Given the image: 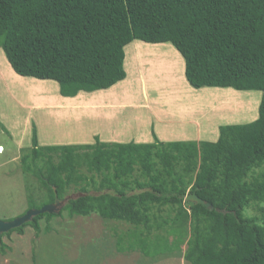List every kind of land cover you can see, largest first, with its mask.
<instances>
[{
	"label": "trees",
	"instance_id": "16d2710c",
	"mask_svg": "<svg viewBox=\"0 0 264 264\" xmlns=\"http://www.w3.org/2000/svg\"><path fill=\"white\" fill-rule=\"evenodd\" d=\"M134 40L171 44L195 90L259 91L257 119L220 126L215 142L164 143L152 134L151 143L95 138L39 146L32 130L20 162L42 195L39 202L28 196L26 210L80 196L1 234L0 254L10 250L3 236L21 235L26 226L35 236L49 232L50 221L66 213L140 226L146 234L169 227L152 244L131 235L126 250L137 246L145 257L169 258L185 244L188 264H264V223L243 214L249 203L264 202V172L247 181L264 168V0H0V49L10 68L55 82L64 98L124 80V48ZM137 168L143 180L134 178ZM189 194L213 209L186 201ZM163 207L173 215L160 216ZM182 218L190 223L186 242L174 229ZM116 245L123 251L121 238Z\"/></svg>",
	"mask_w": 264,
	"mask_h": 264
},
{
	"label": "rangeland",
	"instance_id": "374dc122",
	"mask_svg": "<svg viewBox=\"0 0 264 264\" xmlns=\"http://www.w3.org/2000/svg\"><path fill=\"white\" fill-rule=\"evenodd\" d=\"M141 53L145 55L140 68L149 89L147 96L168 97L173 91L171 89L182 90L183 87L185 88L182 76L179 78L180 65L177 64L179 60L175 55L172 54L175 60L173 70L169 65H164L160 51H142ZM7 64L0 49V148H3V152L0 153V220L6 222L27 211L28 196L31 195L39 202L37 198L42 195L36 181L23 173L20 162L21 156L31 148L32 130L36 131L39 146L61 143L76 144L72 143L76 141L92 143L91 140L80 139L79 129L82 128L81 131L85 135L86 121L84 125V120L70 117L73 115L70 107L67 106L70 103L60 99L61 96L58 94L55 82L20 77L11 71ZM127 69L129 77L132 79L134 72L128 63ZM129 86L130 82L122 88L126 90ZM217 90H223V92H220V95L207 92L205 95L192 96L190 99L186 95V100L189 99L190 103L196 105L199 103L201 108L204 107V103L208 102L209 104L216 101L224 103L218 108L216 107L215 112L208 114V125L214 127L240 125L257 119L261 97L259 91H235L231 88ZM184 97L185 94H182L181 99ZM202 98L206 102L203 103ZM132 99V97L127 98L130 105L124 110V117L122 116L125 125L123 127L128 131L126 135L129 132L139 133V129L144 127L146 120L150 118L151 109L155 108L152 104L135 105L132 103ZM135 99H139L138 95ZM79 102L81 103V101ZM145 107H150V109L147 111L144 109ZM173 110L177 111V108ZM121 124L123 125V123ZM171 125L178 124L172 122ZM87 135L89 137V132ZM81 172L90 176L84 168L81 169ZM263 172L264 168L253 170L248 175L247 181L253 178L260 179ZM134 178L143 180L138 168L134 173ZM185 207L187 208L188 205L185 204ZM155 212H157L156 209H154ZM158 214L167 218V216H172L173 212L163 207ZM243 214L245 217L254 219L257 223H264V202L249 203ZM42 222L40 225L44 227L45 224ZM174 227L175 230L178 229L179 233L185 234L184 241L186 242L191 235L189 221L182 218L180 226ZM168 228L164 227L159 231L152 230L150 234H146L140 226L104 220L95 215L86 218H70L66 213H63L61 217H56L54 222L51 220L49 232L43 231L41 240L35 241L33 247L34 250L39 249L38 252H34L41 256V260H72L70 255L73 254L77 258L71 261L73 264H86L88 260L85 258L92 255L109 259L112 264H129V259L142 260V264L155 261H158V264H186L182 259L186 248L185 244L169 258L166 257L167 253L157 254L156 257H145L137 246L134 251L126 250L129 240L132 241L131 235H134L136 239H146L149 244H152L157 237L166 236ZM172 237L169 235L168 239L171 240ZM119 238H121L120 248L123 251L117 249L116 242ZM42 248L44 249L41 253ZM36 259L40 260L37 256ZM99 259L95 257V260Z\"/></svg>",
	"mask_w": 264,
	"mask_h": 264
},
{
	"label": "crops",
	"instance_id": "0c3cea01",
	"mask_svg": "<svg viewBox=\"0 0 264 264\" xmlns=\"http://www.w3.org/2000/svg\"><path fill=\"white\" fill-rule=\"evenodd\" d=\"M142 51H160L162 53L161 56L164 65H169L173 70L175 68V60L172 56L175 55L179 60L177 64L180 65H178L180 72L179 78L182 76L186 89L184 87L182 90L173 88L171 89L173 91L170 92L168 97L160 98V96H147V90L149 89L145 84L140 68L143 60L142 58L145 56L143 55L144 53H141ZM124 53V70L126 74L124 80L106 90L92 93L79 92L73 98H60L70 103V105H67L70 107V111L73 112V115L70 117L84 120V125L86 121L85 135H83L81 131L82 128L79 129V133L81 134L79 135L80 139L91 140L92 143L95 138H98L100 142L104 143H151L153 142L152 134H154L158 141L164 143L177 141L215 142L217 140L218 128L220 126L214 127L208 125L207 118L208 114L215 112L218 106L224 103L220 101H216L213 104H209V102L204 103L206 101L202 98L201 101L204 103V107L201 108L199 103L197 105L190 103L189 99L192 96L205 95L207 92H210L209 94L220 95V92H223V90H217L218 88H202L195 90L191 88L185 81L183 75V59L169 43L148 44L134 40L124 48ZM127 63L134 72L132 79L129 77ZM166 71L168 72V70ZM129 82L130 86L124 90L122 87ZM182 94H185V99H181ZM137 95L139 97L138 100L135 99ZM186 95L189 97L188 100H186ZM130 97L133 98L132 103L135 105L147 106L152 104L155 108L151 109V116L146 120L145 126L139 129V133L129 132L128 135H126L128 131L123 127L125 125L122 116L124 115L123 112L126 107L130 105V102L127 101V98ZM79 101H81V103ZM174 108H177V111H174ZM144 109L148 111L150 107H145ZM172 122L178 125H171ZM121 123H123V125ZM88 132L89 137L87 135ZM72 143L89 144L83 143V141ZM62 144L63 143L60 145ZM52 220L54 222L55 218ZM42 223L45 224L44 221ZM41 233L43 232L35 236L33 229L31 230L29 226H26L23 228V234L21 235L13 232L9 236H3L1 240L10 250L3 255L0 254V264H73L71 261L77 258L72 253V255H70L72 260H41V256L34 252H38L39 249L34 250L33 247L35 241L41 240L40 238L43 236ZM43 249L44 248H42L41 253ZM36 256L40 260H37ZM95 257L96 259L97 257L100 259L95 260ZM95 257L92 255L85 258V260H88L86 264H112L109 259H105L104 257L101 258L98 255ZM183 262L188 264L184 260ZM128 263L142 264V260L129 259ZM146 264H158V261Z\"/></svg>",
	"mask_w": 264,
	"mask_h": 264
},
{
	"label": "water",
	"instance_id": "95a60500",
	"mask_svg": "<svg viewBox=\"0 0 264 264\" xmlns=\"http://www.w3.org/2000/svg\"><path fill=\"white\" fill-rule=\"evenodd\" d=\"M80 195H71L66 198H64L61 201H58L57 199L53 204H47L42 206L39 209H30L25 212L22 216L16 217L11 221H1L0 220V235L7 233L10 230H13L17 227H20L27 222L31 221L33 217L36 215L42 214V213H57L60 211V209L64 206V204L70 200V199H75ZM186 201L195 203V204H201L208 208L209 210H212L213 207L210 206L209 204L205 203L202 201L200 198H198L195 194H189L185 197Z\"/></svg>",
	"mask_w": 264,
	"mask_h": 264
},
{
	"label": "bare ground",
	"instance_id": "6f19581e",
	"mask_svg": "<svg viewBox=\"0 0 264 264\" xmlns=\"http://www.w3.org/2000/svg\"><path fill=\"white\" fill-rule=\"evenodd\" d=\"M3 152V148H0V153Z\"/></svg>",
	"mask_w": 264,
	"mask_h": 264
}]
</instances>
